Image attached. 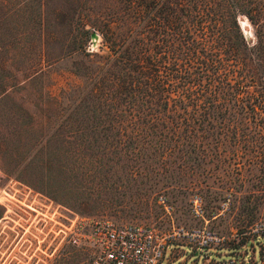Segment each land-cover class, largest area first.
Here are the masks:
<instances>
[{
  "label": "rangeland",
  "instance_id": "obj_1",
  "mask_svg": "<svg viewBox=\"0 0 264 264\" xmlns=\"http://www.w3.org/2000/svg\"><path fill=\"white\" fill-rule=\"evenodd\" d=\"M127 2L0 0V242L15 241L22 230L23 264H88L89 248L73 241L80 218L142 223L158 233L172 226L199 227L204 223L191 216L190 204L200 196L206 225L225 238L223 246H234L208 249L209 259L242 257L243 264H260L264 237L238 245L250 236L241 233L264 222V178L258 165L220 164L205 182L191 178L190 164L180 175L176 169L165 172L157 157L145 151L149 136H136L130 128L137 119H149L146 108L159 109L162 102L103 100L86 93V59L96 60L106 48L100 47L99 32L93 30L91 37L80 22L106 20L111 6ZM238 21L247 34L245 19ZM167 104L179 106L177 101ZM213 106L244 104L215 101ZM226 117L239 124L247 120L242 112ZM109 119L113 125L120 121L122 131L109 128ZM260 135L264 138L263 132L238 129L236 134L213 133L209 139L225 142L213 149L240 156L245 152L242 140ZM160 195L171 205L169 214L156 202ZM226 196L231 207L219 213ZM182 244L171 240L158 264H200L201 253L194 256Z\"/></svg>",
  "mask_w": 264,
  "mask_h": 264
},
{
  "label": "trees",
  "instance_id": "obj_2",
  "mask_svg": "<svg viewBox=\"0 0 264 264\" xmlns=\"http://www.w3.org/2000/svg\"><path fill=\"white\" fill-rule=\"evenodd\" d=\"M110 9L106 20L80 22L84 33L97 30L100 47L106 48L96 60L86 59V93L103 100L162 102L159 109L146 108L149 119H137L130 128L136 136H149L145 151L157 157L165 172L176 169L180 175L190 164L191 178L205 182L220 164L244 161L258 165L264 178L261 135L242 140L245 152L240 156L213 149L225 142L209 139L238 129L264 133V0H128ZM169 100L177 101L178 108L168 106ZM200 101L208 106L199 107ZM215 101L244 106L217 108ZM231 112H242L247 120L236 123L226 117ZM111 123L109 119V128L122 131L120 121Z\"/></svg>",
  "mask_w": 264,
  "mask_h": 264
},
{
  "label": "built area",
  "instance_id": "obj_3",
  "mask_svg": "<svg viewBox=\"0 0 264 264\" xmlns=\"http://www.w3.org/2000/svg\"><path fill=\"white\" fill-rule=\"evenodd\" d=\"M156 202L166 214L170 213L171 205L164 196H158ZM230 207V198L226 196L221 201L218 212H226ZM190 214L204 224L188 229L182 226H172L165 233H158L154 227L142 223L118 224L110 219L80 218L76 224L73 241L89 248L88 264H158L171 240L182 241V245L191 248L194 256L201 253L200 264H243L242 257L238 261L229 259L223 262L209 259L208 249L234 246L227 244L223 246L225 238L206 225L207 218L200 197L192 198ZM241 234L246 236L250 234V236L245 237L244 241L238 245L246 241L251 244L253 238L264 237V222L255 225L249 232ZM259 251L260 264H264V245H260Z\"/></svg>",
  "mask_w": 264,
  "mask_h": 264
},
{
  "label": "flooded vegetation",
  "instance_id": "obj_4",
  "mask_svg": "<svg viewBox=\"0 0 264 264\" xmlns=\"http://www.w3.org/2000/svg\"><path fill=\"white\" fill-rule=\"evenodd\" d=\"M20 226V225H19ZM22 229V226H20ZM16 240H5L0 242V260L1 263L6 261V264H23V240H22V230H17ZM4 241V243H3ZM14 247H16V253L12 254Z\"/></svg>",
  "mask_w": 264,
  "mask_h": 264
},
{
  "label": "water",
  "instance_id": "obj_5",
  "mask_svg": "<svg viewBox=\"0 0 264 264\" xmlns=\"http://www.w3.org/2000/svg\"><path fill=\"white\" fill-rule=\"evenodd\" d=\"M90 36H91V37H95V34H94V33H91Z\"/></svg>",
  "mask_w": 264,
  "mask_h": 264
},
{
  "label": "bare ground",
  "instance_id": "obj_6",
  "mask_svg": "<svg viewBox=\"0 0 264 264\" xmlns=\"http://www.w3.org/2000/svg\"><path fill=\"white\" fill-rule=\"evenodd\" d=\"M241 23H242V26H243V21H241Z\"/></svg>",
  "mask_w": 264,
  "mask_h": 264
}]
</instances>
